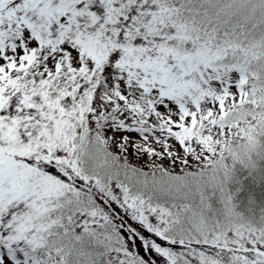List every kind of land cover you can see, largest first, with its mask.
I'll return each mask as SVG.
<instances>
[{"label":"snow or ice","instance_id":"1","mask_svg":"<svg viewBox=\"0 0 264 264\" xmlns=\"http://www.w3.org/2000/svg\"><path fill=\"white\" fill-rule=\"evenodd\" d=\"M237 166L264 0H0V264H264Z\"/></svg>","mask_w":264,"mask_h":264},{"label":"trees","instance_id":"2","mask_svg":"<svg viewBox=\"0 0 264 264\" xmlns=\"http://www.w3.org/2000/svg\"><path fill=\"white\" fill-rule=\"evenodd\" d=\"M228 188L235 193L234 203L238 210L248 213L251 209L252 213L258 214L264 208V167L250 172L237 166Z\"/></svg>","mask_w":264,"mask_h":264}]
</instances>
